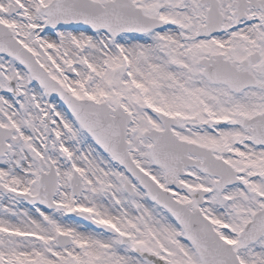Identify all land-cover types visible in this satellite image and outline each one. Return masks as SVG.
Here are the masks:
<instances>
[{
    "label": "snow or ice",
    "instance_id": "snow-or-ice-1",
    "mask_svg": "<svg viewBox=\"0 0 264 264\" xmlns=\"http://www.w3.org/2000/svg\"><path fill=\"white\" fill-rule=\"evenodd\" d=\"M0 264H264V0H0Z\"/></svg>",
    "mask_w": 264,
    "mask_h": 264
}]
</instances>
